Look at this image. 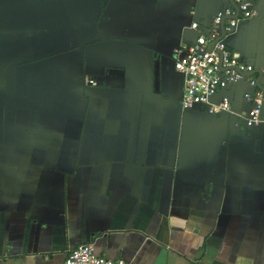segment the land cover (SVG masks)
<instances>
[{
  "label": "crops",
  "instance_id": "crops-1",
  "mask_svg": "<svg viewBox=\"0 0 264 264\" xmlns=\"http://www.w3.org/2000/svg\"><path fill=\"white\" fill-rule=\"evenodd\" d=\"M233 5L0 0V264H264V105L184 111L172 59ZM255 8L225 44L264 88Z\"/></svg>",
  "mask_w": 264,
  "mask_h": 264
},
{
  "label": "built area",
  "instance_id": "built-area-1",
  "mask_svg": "<svg viewBox=\"0 0 264 264\" xmlns=\"http://www.w3.org/2000/svg\"><path fill=\"white\" fill-rule=\"evenodd\" d=\"M237 10L227 7L218 12L205 33H200L189 45H181L173 54L176 72L183 77V93L180 99L184 111L203 107L210 114H233L231 97L228 91L239 84H245L244 101L250 106L244 117V124L252 128L260 123L264 105V92L257 87L250 76L253 67L232 53L225 44V38L234 32L237 23L258 16L255 8L257 0H232ZM227 20L224 36L221 24ZM197 23L191 29L198 30ZM212 46V47H211ZM89 84L96 81L88 80ZM216 99V100H213ZM63 264H127L122 258H112L97 254L94 243L80 245L71 250Z\"/></svg>",
  "mask_w": 264,
  "mask_h": 264
},
{
  "label": "water",
  "instance_id": "water-1",
  "mask_svg": "<svg viewBox=\"0 0 264 264\" xmlns=\"http://www.w3.org/2000/svg\"><path fill=\"white\" fill-rule=\"evenodd\" d=\"M234 4V3H233ZM234 6V8H235V10H237V7L235 6V5H233ZM225 21V20H224ZM222 22V24H221V36L223 37L224 36V28H225V22ZM212 47V46H211ZM255 74H261L259 71H255V70H253V72L250 74V75H255ZM256 83H257V87L261 90V91H263L264 92V88L259 84V82L258 81H256ZM250 129V128H249Z\"/></svg>",
  "mask_w": 264,
  "mask_h": 264
}]
</instances>
